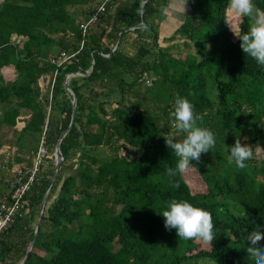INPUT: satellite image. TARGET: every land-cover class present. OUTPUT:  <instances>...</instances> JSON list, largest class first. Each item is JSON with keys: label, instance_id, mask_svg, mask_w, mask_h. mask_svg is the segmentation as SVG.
<instances>
[{"label": "trees", "instance_id": "16d2710c", "mask_svg": "<svg viewBox=\"0 0 264 264\" xmlns=\"http://www.w3.org/2000/svg\"><path fill=\"white\" fill-rule=\"evenodd\" d=\"M140 2L109 0L83 36L80 17L95 9L90 0L1 1L0 201L10 191L12 163L31 167L40 145L46 153L23 197V214L0 234V264H18L33 237L55 144L71 119L64 78L87 71L92 57L89 75L68 80L76 94L74 124L60 143L62 166L23 264H201L204 258L249 264L247 236L264 231V156L255 154L256 147L264 150V65L232 39L223 18L228 0H188L182 22L165 38L160 29L170 0H148L145 24L137 27ZM253 2L264 12V0ZM250 24L244 18L239 27L247 32ZM132 26L112 50L118 33ZM63 51L71 56L58 65ZM5 68L13 75L4 76ZM41 79H48L45 89ZM176 94L191 101L204 117L201 126L216 137L212 152L193 160L219 184L216 191L194 192L185 177L166 175L177 157L164 136L183 138L169 115ZM237 139L253 149L244 169L229 163ZM173 199L212 214L216 238L207 248L166 229L161 213Z\"/></svg>", "mask_w": 264, "mask_h": 264}, {"label": "clouds", "instance_id": "9594fccd", "mask_svg": "<svg viewBox=\"0 0 264 264\" xmlns=\"http://www.w3.org/2000/svg\"><path fill=\"white\" fill-rule=\"evenodd\" d=\"M186 5L187 0H184V12ZM223 18L226 26L241 42V50L246 56L254 59L259 65H264V12L256 8L253 0H228ZM244 18L251 20L247 32H242L239 27ZM169 115L177 136L183 138L164 136L167 148L172 149L177 157L175 168L168 167L166 175L169 178H175L177 175L184 177L193 167L191 161L199 162L202 154L212 152L216 137L209 128L201 126L203 115L195 112L194 105L186 97L176 94L174 108ZM252 158L253 149L247 144H242L240 139L230 147L229 163H234L238 169L246 168V161ZM172 187L179 188L180 183L174 181ZM161 214L165 218L166 229H175L179 239L211 244L216 238L212 214L187 200H171ZM247 244L249 264H264V231L250 232Z\"/></svg>", "mask_w": 264, "mask_h": 264}, {"label": "built area", "instance_id": "2783aa9c", "mask_svg": "<svg viewBox=\"0 0 264 264\" xmlns=\"http://www.w3.org/2000/svg\"><path fill=\"white\" fill-rule=\"evenodd\" d=\"M109 0H100L95 6L93 13L89 18L82 19L79 28L84 36L88 27L93 25L99 18L100 13L105 9ZM72 35V32H71ZM66 52H61L57 57L56 63L62 64L70 58ZM46 150L40 145L31 167L24 166L18 169L10 180V191L0 201V234L12 223L17 217L21 216L23 210V197L34 181L37 171V165L42 162Z\"/></svg>", "mask_w": 264, "mask_h": 264}, {"label": "rangeland", "instance_id": "374dc122", "mask_svg": "<svg viewBox=\"0 0 264 264\" xmlns=\"http://www.w3.org/2000/svg\"><path fill=\"white\" fill-rule=\"evenodd\" d=\"M96 3H97V0H90V3H88L87 5H89L90 7H93V6H95ZM188 5L189 4H188V0H187L186 11L188 10ZM89 6H84V9L89 8ZM182 14H184V0H170L169 7L166 11V17L163 20L162 25H161V29H160V37L161 38H163V37L165 38V37L169 36L174 31L176 26H178L182 22V20H183ZM83 17L84 16L80 17V20L84 19ZM232 39L233 40L236 39V37L234 36L233 33H232ZM176 41L177 40H175L174 42H176ZM170 43L171 42H165V41H163V39H160V44L163 46L170 44ZM47 84H48V79H44V80L41 79V86L43 89L46 88ZM1 151L5 155L4 156L5 160H7L8 157L10 156V154L12 153V151L10 149H8L7 146H4ZM255 154L258 157L264 156V150L258 149L256 147L255 148ZM33 162H34V158H33ZM42 162H43V159H42ZM14 163L15 162H13L12 165ZM191 163L193 164L194 161H191ZM24 166H27L26 163L21 162V163L15 164V166L11 167V169L7 168L8 169L7 173H6L7 179L13 178V175L15 174L13 172V169L15 167L22 168ZM27 167H30V166H27ZM202 173H203V171L201 169H199L195 165H193L190 172L184 177L194 192L195 191L203 192L204 190L207 192L216 191L219 188V184L216 182V180H214V181L209 180L208 181L207 179H205V177L202 175ZM222 201L225 202L227 206L232 205V202L228 199H222ZM49 203H50V201L47 204H45V208ZM200 245H201V247H205V248L208 247V245L204 244V243H200ZM209 263L210 262H209L208 258H204L201 260V264H209Z\"/></svg>", "mask_w": 264, "mask_h": 264}, {"label": "water", "instance_id": "95a60500", "mask_svg": "<svg viewBox=\"0 0 264 264\" xmlns=\"http://www.w3.org/2000/svg\"><path fill=\"white\" fill-rule=\"evenodd\" d=\"M148 0H141L140 2V11H141V23L139 25H137V27H140V26H143L145 24V21H144V14H143V6L145 5V3L147 2ZM134 27H126L124 30H121L116 39H115V42H114V46H113V49L114 50L118 44V41L120 39V36L122 34L123 31H127V30H130V29H133ZM94 69V60H93V57L91 58V66L90 68L87 70V71H84V72H75V73H69L65 76L64 78V86L65 88L70 92V94L72 95V112H71V119H70V123L68 125V127L60 134V136L58 137L57 139V142L55 144V149H54V170H53V173H52V176L48 182V185L46 187V190H45V193L42 197V201H41V204H40V208H39V214H38V218L36 220V224H35V228H34V233H33V237L31 239V241L29 242L28 246H27V249H26V252H25V255L23 257V259L18 263V264H23L26 260V258L28 257L30 251H31V248L34 244V241L36 239V235L38 233V230H39V227H40V222H41V217H42V214H43V211H44V207H45V204H46V196H47V193L48 191L50 190L51 186L53 185L55 179L57 178L58 174H59V171H60V168L62 166V162H63V155H62V152H61V148H60V143L62 141V139L64 138V136L68 133V131L72 128L73 124H74V119H75V106H76V94L74 92V90L70 87L69 83H68V80L70 77L72 76H75V75H89Z\"/></svg>", "mask_w": 264, "mask_h": 264}, {"label": "crops", "instance_id": "0c3cea01", "mask_svg": "<svg viewBox=\"0 0 264 264\" xmlns=\"http://www.w3.org/2000/svg\"><path fill=\"white\" fill-rule=\"evenodd\" d=\"M1 1L2 0H0V3H1ZM3 75L4 76H12L13 75V72L11 71V68H5V70H3ZM28 116L26 115V116H21L20 117V121H18L17 122V124H16V128L17 129H21L23 126H24V124H25V121H24V119L25 118H27ZM7 147H8V145H6ZM2 152V151H1ZM15 164H17L16 162L12 165V167L13 166H15ZM21 167V166H20ZM20 167H15L14 169H13V172L15 173L18 169H20ZM11 169V168H10Z\"/></svg>", "mask_w": 264, "mask_h": 264}]
</instances>
